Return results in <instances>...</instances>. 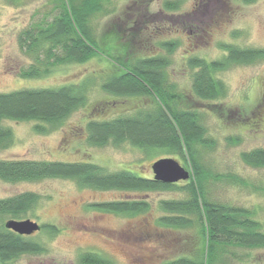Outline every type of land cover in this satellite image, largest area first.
I'll list each match as a JSON object with an SVG mask.
<instances>
[{
  "label": "rangeland",
  "instance_id": "1",
  "mask_svg": "<svg viewBox=\"0 0 264 264\" xmlns=\"http://www.w3.org/2000/svg\"><path fill=\"white\" fill-rule=\"evenodd\" d=\"M55 1L0 0V93L84 81L89 83L88 104L61 127L49 132H37L33 121L4 122L13 129L14 141L11 146L0 149V160H91L109 172L130 168L138 174L154 176L152 164L167 157L166 154H148L128 142L120 146L112 143L93 146L87 142L89 119H110L134 113L151 102L146 97L119 98L105 92L102 82L113 71L111 64L95 58L82 64L58 67L50 76L41 79L18 76V70L31 62L20 50L19 33L44 16H50ZM167 1H179L177 8L167 9ZM110 24L119 27L121 32L127 28L133 34L128 36L129 49L142 46L143 53L166 56L170 61L167 69L170 78L189 95L192 92V70L187 66L189 57L221 59L225 55L222 48L225 44L264 49V0L253 3L242 0H113L93 19L97 38L102 37ZM132 24L135 29H130ZM131 38H134L132 42ZM164 41L177 43L172 53L161 46ZM218 76L227 87L225 96L216 102L222 104L224 113L205 115L204 123L209 135L216 140V147L205 153L204 161L211 171L239 174L256 188L213 183L211 195L238 206L255 208V218L264 226V168L250 167L241 160L242 152L264 147V61L234 65ZM252 113L260 114L257 124L252 123ZM179 162L184 164L182 160ZM189 171L193 173L192 169ZM188 180L178 183L186 184ZM26 191L41 195V199L24 219L40 225H55L59 232L51 235L40 230L30 235L44 247L43 253L23 254L0 264H81L79 257L85 252L104 257L108 264H166L202 249V242H198L192 229H168L158 223L163 214L158 208L159 201L181 198L183 193L179 191H104L80 187L74 180L64 178L19 183L0 179V200ZM127 199L146 200L152 208L129 215L91 206L102 201ZM236 255L238 257L231 254L230 264H264V248L239 249Z\"/></svg>",
  "mask_w": 264,
  "mask_h": 264
},
{
  "label": "trees",
  "instance_id": "2",
  "mask_svg": "<svg viewBox=\"0 0 264 264\" xmlns=\"http://www.w3.org/2000/svg\"><path fill=\"white\" fill-rule=\"evenodd\" d=\"M112 1L56 0L50 16H44L20 31V50L31 62L18 70V76L41 79L61 66L104 59L113 70L102 82L105 92L119 98L146 97L151 102L134 113L110 119H89L86 123L88 144L120 146L128 142L148 154L163 153L169 158L182 160V165L193 171L188 182L166 184L130 168L109 172L91 160H0V179L19 183L64 178L74 180L80 187L104 191L183 193L181 198L159 201L158 208L163 214L158 223L168 229H192L198 242H202V249L166 264H230L231 254L236 257L239 249L264 248V226L255 218V208L220 200L211 195L210 189L213 183L254 189L255 185L236 173L213 172L204 161L205 153L216 147V140L209 135L204 123L205 115L224 113L222 104L216 102L225 96L227 87L218 73L234 65L264 61V49L225 44L222 46L225 55L221 59L209 60L199 55L189 57L187 66L192 70V92L189 95L170 78L167 72L170 61L166 56L143 53L142 46L129 49L128 36L133 34L127 28L121 32L119 27L110 24L102 37L97 38L93 19ZM242 1L253 3L256 0ZM178 3L167 1L165 7L172 10ZM130 29H135V25L132 24ZM176 44L175 41H164L161 46L170 54ZM88 88L89 83L82 81L59 87L0 93V149L11 146L14 141L13 129L4 122L33 121L37 132L55 130L87 106ZM252 115V123L257 124L260 114ZM241 160L250 167L264 168V147L242 152ZM40 199L41 195L26 191L0 200L1 263L45 250L38 241L8 229L5 224L11 218L24 219ZM91 206L129 215L148 212L152 208V204L143 199L102 201ZM41 227L51 235L59 232L55 225L43 224ZM79 261L81 264L109 263L91 252L81 254Z\"/></svg>",
  "mask_w": 264,
  "mask_h": 264
},
{
  "label": "water",
  "instance_id": "3",
  "mask_svg": "<svg viewBox=\"0 0 264 264\" xmlns=\"http://www.w3.org/2000/svg\"><path fill=\"white\" fill-rule=\"evenodd\" d=\"M154 177L157 181L166 184H176L188 180L191 171L187 170L178 160L174 158H161L152 164ZM6 227L20 235L30 236L41 230V225L31 219H14L6 221Z\"/></svg>",
  "mask_w": 264,
  "mask_h": 264
}]
</instances>
